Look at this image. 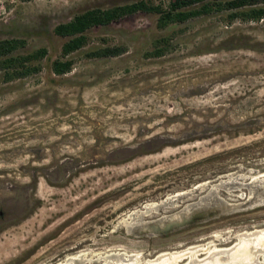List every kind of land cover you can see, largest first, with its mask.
<instances>
[{"label": "rangeland", "instance_id": "rangeland-1", "mask_svg": "<svg viewBox=\"0 0 264 264\" xmlns=\"http://www.w3.org/2000/svg\"><path fill=\"white\" fill-rule=\"evenodd\" d=\"M138 1L0 0V41H24L15 56L48 52L26 77L7 81L0 68V264L84 251L149 261L264 228V19L213 12L161 28L159 15L139 12L90 29L66 58L72 71L54 74L68 41L58 25ZM106 48L122 53L92 55ZM180 191L189 194L123 223ZM191 204L199 215L187 226L147 232Z\"/></svg>", "mask_w": 264, "mask_h": 264}, {"label": "trees", "instance_id": "trees-1", "mask_svg": "<svg viewBox=\"0 0 264 264\" xmlns=\"http://www.w3.org/2000/svg\"><path fill=\"white\" fill-rule=\"evenodd\" d=\"M139 12L159 15V27L161 28L172 23H184L193 18L210 15L213 12H228L231 20L239 18L245 21H260L264 19V5H261V0H172L166 9L150 0H141L107 10L90 9L78 14L70 22L60 24L55 28V34L67 38L68 41L62 47V57L52 63L54 74L62 76L72 71V61L66 58L87 45L86 33L90 29L110 25ZM163 42L167 43V40ZM163 42L155 43L153 56L162 57L166 54L167 45H162ZM24 45L22 40L0 41V68L5 72L7 81L38 72L35 62L45 58L48 54L45 48H41L27 55L15 56L14 53ZM121 53V49L106 48L92 55L109 57L118 56Z\"/></svg>", "mask_w": 264, "mask_h": 264}, {"label": "bare ground", "instance_id": "bare-ground-1", "mask_svg": "<svg viewBox=\"0 0 264 264\" xmlns=\"http://www.w3.org/2000/svg\"><path fill=\"white\" fill-rule=\"evenodd\" d=\"M226 183L228 182L223 181L221 182V184L219 183L220 185L218 186L216 184L213 187L212 191L217 193L218 189L221 188ZM205 185H207V182L199 184L200 188ZM188 194H189L188 191L187 192L180 191L177 192L176 195L174 194V196L173 195L170 196L167 200H162L161 202L153 201L147 203L143 208H141V210H137L133 212L131 215H129V217L123 219V223L126 226H128L133 224L136 218L143 219L145 217L153 215L154 213L161 212L160 210L162 209V207L166 206L169 203H175V200L184 197L185 195ZM194 206L195 204H191L187 206V208L183 210L180 214L173 215L167 218L164 217V220H162L158 224L164 226V224H166L167 222H181V220H187L190 217L194 218V216L196 217L197 215H199L193 209ZM199 206L200 203L198 207ZM231 207H236V206H231L230 204H226V209H227L226 212L230 211ZM221 211H225V210H221ZM146 228H148V226ZM149 231H151V229H149ZM133 234H135V232ZM216 241L218 240L211 239V241L209 242H205V243H203L204 241L202 243L198 242V244L189 245L187 247H179L178 249L173 251L161 252L155 255L156 257H154L153 260H149V261L144 260V258L141 255L138 254L128 255L127 253L111 255V256L107 255L105 256V258L103 257L101 258H103L106 261L105 264H264V228L262 229L256 228L255 230L252 231H245L243 233H239L235 236L234 239L231 236V238H228V240L227 239L220 240V242L224 241L223 248L218 247L220 243L217 244ZM89 256L91 258H88ZM95 256L96 254L94 253L88 254L85 253L84 251L83 253H78L76 255L68 256L65 260L59 261L56 264H84L85 262H88L90 264L93 263L96 264L99 260L102 261L101 258L97 259L98 261L93 260ZM260 260H262L263 262L261 263ZM99 264H102V262L101 263L99 262Z\"/></svg>", "mask_w": 264, "mask_h": 264}, {"label": "water", "instance_id": "water-1", "mask_svg": "<svg viewBox=\"0 0 264 264\" xmlns=\"http://www.w3.org/2000/svg\"><path fill=\"white\" fill-rule=\"evenodd\" d=\"M192 221H193V217H190L187 220H181V222H167L166 224H164V226H161L160 224L157 223V224L148 226L147 232L151 233L152 231L156 234H163L171 230L183 228L187 226L188 224H190ZM149 229H151V231H149ZM143 231H146V230L143 229Z\"/></svg>", "mask_w": 264, "mask_h": 264}]
</instances>
